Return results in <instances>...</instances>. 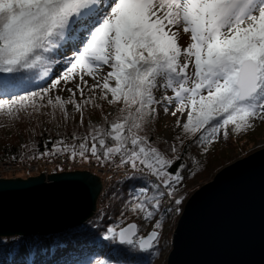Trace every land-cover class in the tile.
<instances>
[{"label":"snow or ice","instance_id":"1","mask_svg":"<svg viewBox=\"0 0 264 264\" xmlns=\"http://www.w3.org/2000/svg\"><path fill=\"white\" fill-rule=\"evenodd\" d=\"M181 31L191 41L183 48ZM68 51L63 73L30 91L24 70L44 67L47 76V54ZM0 74H10L0 76V96L8 97L0 98V113L13 119L46 107L68 118L72 105L83 125L86 108H102L97 100L120 105L112 120L105 115L88 135L73 136L78 143L53 141L52 151L40 155H90L101 164L119 157L117 166L156 177L157 191L149 196L142 187L129 208L146 222L155 218L154 230L146 238L138 237L136 223L108 230L121 243L152 248L163 227L160 197L174 196L183 177L167 170L173 160L142 133L159 108L173 109L177 140L191 137L205 147L222 130L227 136L229 125L238 134L264 120V0H0ZM161 89L172 95L158 98ZM53 90L67 91L68 99ZM170 150L177 152V144Z\"/></svg>","mask_w":264,"mask_h":264},{"label":"trees","instance_id":"2","mask_svg":"<svg viewBox=\"0 0 264 264\" xmlns=\"http://www.w3.org/2000/svg\"><path fill=\"white\" fill-rule=\"evenodd\" d=\"M47 55L49 59L48 77L53 78L62 61L61 57L64 56L63 54L57 56L55 53ZM43 69L44 67H38L24 70L23 75L31 81L28 85L30 91L40 92L42 88L50 86L49 79H40ZM108 70L105 68L104 72ZM2 75L10 74H0ZM93 83L94 81L88 82L89 85ZM19 94L26 93L19 92ZM57 94L64 99L69 97V93L64 95L58 90H53L51 93L53 96ZM155 94L158 98L162 94L169 95L168 91L165 93L162 89ZM85 95H90L87 89ZM0 98L7 99L8 97L0 96ZM76 99L80 100L79 94ZM97 103L101 104L102 108L91 106L86 108L83 125L80 124V114L69 110L68 118H65L59 110H55L53 115V110L47 107L42 109L43 114L32 113L29 109L28 112H21L15 119L0 113V163L7 160L27 162L37 158L41 156V153L52 151L53 141L64 140L68 144L78 143L72 138L73 136L84 137L90 132L91 126L99 127L103 123L105 115L112 120L118 114L120 105L109 106L106 102L99 100ZM158 112V117L142 134L148 135L154 146L158 147L166 158L173 160V164L167 170L173 175L179 173L183 177L182 181L175 185L174 196H169L172 200L170 208L164 207L167 195L160 197L162 207L157 218L162 221L163 227L159 230L161 235L158 243H155L148 251H141L137 245L119 244L117 238H111L108 231L114 227L118 230L132 221L138 223L139 236L154 230L155 218L151 222H146L141 214L133 213L129 208L142 187L150 189L149 196L153 195L157 191L156 183L144 176L132 174L123 180L112 182L98 198V210L94 216L66 233L49 237L1 238L0 264H158L163 252L171 249V235L166 234V230L172 228L173 231L176 227L186 203L185 200L194 191L191 188L218 166L223 165L224 160L232 161L236 153L247 155L250 151L249 145L255 142L256 136L260 135L254 127L238 134L236 132L227 133V136L222 130L205 147L195 143V138L191 137H184L181 143L176 139L180 135V129H177L173 140L167 142L159 134L169 126L168 117L171 112L169 110L166 113L162 108H159ZM258 121H262L261 124L264 126V120H254L253 125ZM172 143L177 144V152L170 150ZM87 159L97 162L90 155ZM175 199H180L181 204L176 205ZM121 220L123 223H120Z\"/></svg>","mask_w":264,"mask_h":264},{"label":"water","instance_id":"3","mask_svg":"<svg viewBox=\"0 0 264 264\" xmlns=\"http://www.w3.org/2000/svg\"><path fill=\"white\" fill-rule=\"evenodd\" d=\"M101 191V178L90 171L1 178L0 237L63 234L94 216ZM166 264H264V148L192 193Z\"/></svg>","mask_w":264,"mask_h":264},{"label":"rangeland","instance_id":"4","mask_svg":"<svg viewBox=\"0 0 264 264\" xmlns=\"http://www.w3.org/2000/svg\"><path fill=\"white\" fill-rule=\"evenodd\" d=\"M189 43H191V41H190V35L184 34L181 31L180 36H179V44H180V46L183 48V47H186ZM65 56L67 58H70L72 56V51H68ZM65 59L66 58H62V61L59 64V66L57 68V71H55V76L53 78L48 77V75L45 76L44 75V71L45 70L43 69L41 71V74H40V79L41 80H48L49 79V81H50L51 79L57 78L59 75H61L63 73L65 67H66V64L64 63ZM189 71H191V65H190ZM85 79L89 83H92L93 82V80L91 78L85 77ZM62 86H63V84H62ZM74 86H75V83L67 85V87H71V88H73ZM58 91H59V93L64 94V95H67L68 94L67 91H62V90H58ZM168 94H169V96L172 95L171 90H168ZM68 110L69 111H74L73 106L72 105H68ZM171 110H173V109L170 108V112H171ZM179 115L180 114L178 113L177 116H179ZM186 116H187V113L184 114V120H186ZM168 119H169V122H170L169 126H167L164 130H162V132L159 134V136L162 139H164L165 141L171 142L173 140V137H174L175 133H176V130L179 129V128H176L175 127V121H176L177 117L172 116L170 114L169 117H168ZM182 122H184V121L182 120ZM258 122H260V123L257 124ZM258 122H256L253 127L256 128V131H258V133H260V135L256 136L255 139H254L255 142L252 143L251 145H249V148L248 149H250V151H248L249 153L247 155H249L250 153H253V152H255V151L259 150V149L264 148V126L261 124L262 121H258ZM233 132H235L234 126L229 125L227 127V133H233ZM247 155H245V156H247ZM245 156L240 155V153H236V155H235V157H234V159L232 161H225L224 160L222 162L223 165L218 166L216 169H214L211 173H209L204 179H202L197 185H195L191 189H194V191L197 190L200 186H202L205 183L211 181L214 178L215 174H217L223 167H225V166L233 163L237 159L243 158ZM96 164H97V162H94L92 160L89 161L86 158V159L79 160V162L77 163L76 169L77 170L91 171V172H93L95 174H98L97 176H99L101 178V181H102V191H101V194L99 195V197H101L103 191H105L109 187V185L111 184V180L109 179V175H108L107 171L106 172L100 171L99 170V167H97ZM51 172H54V170L51 171ZM105 173H106V177L104 176ZM37 174L38 173H33V175H37ZM29 176L30 175H27V174H24V173H21L20 175H18V177H20V178L29 177ZM191 195H192V193H190L188 195V197L186 198V200ZM186 200H185V202H186ZM174 229H173V231H172V228L171 229L168 228L166 230V234H169V236L171 235L170 236L171 237V239H170L171 247H172V235H173ZM1 238L4 239V237H0V239ZM7 238H9V237H7ZM169 251L167 252V250H165L163 252V255L161 257V260H160V262L158 264H166V260H167V256L169 254ZM95 264H98V263H95Z\"/></svg>","mask_w":264,"mask_h":264},{"label":"built area","instance_id":"5","mask_svg":"<svg viewBox=\"0 0 264 264\" xmlns=\"http://www.w3.org/2000/svg\"><path fill=\"white\" fill-rule=\"evenodd\" d=\"M78 159H72L67 155H57L52 159L42 158L36 161H33L27 165H23L21 162L18 161H5L0 163V178L3 177L5 174H15L20 171L25 172H35L39 168H43L45 170L49 169L51 166H58L62 168H69V167H77ZM120 169L115 168L107 170L108 173L116 174Z\"/></svg>","mask_w":264,"mask_h":264}]
</instances>
